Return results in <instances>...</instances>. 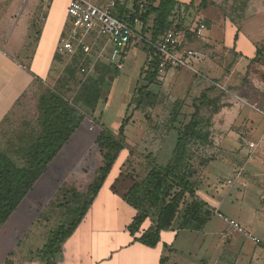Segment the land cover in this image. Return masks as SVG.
Returning <instances> with one entry per match:
<instances>
[{
  "label": "rangeland",
  "instance_id": "1",
  "mask_svg": "<svg viewBox=\"0 0 264 264\" xmlns=\"http://www.w3.org/2000/svg\"><path fill=\"white\" fill-rule=\"evenodd\" d=\"M86 1L100 8L111 3L113 14L119 10L132 12L137 1L147 3V0ZM217 1L216 7L193 17L207 18L202 35L190 45L199 59L196 72L182 70V75L188 77L177 76L170 83L173 73L180 71L168 69L157 84L148 88L157 97L153 108L144 106L135 110L132 102L134 90L145 85L147 52L140 40L143 34L137 35L134 47L128 49L123 68L105 78L95 112L76 106L84 114L83 123L8 222L0 227V264H9L11 259L20 264L19 257L41 260L39 251L50 232L76 218L88 196L87 188L98 173L101 157L94 141L102 129L127 149L118 155L109 179H126L132 186L135 181L145 179L151 165L165 166L171 162L178 136L190 122L193 106L199 103L194 100L202 93L210 103L198 105L195 121L200 136H207L203 141H188L177 165V179L186 180L191 192L182 195L173 228L178 230L184 210L195 202L203 204L202 212L208 210L209 220L200 231H177L176 243L194 244L189 249L194 260L191 264H264V251L247 237L232 233L227 223L216 216L219 211L225 218L237 221L258 243H264V116L259 112L264 106V17L259 12L264 8V0H257L258 9L253 13V8H249L244 16L242 12L248 0ZM181 16L190 22L189 15ZM193 22L189 23L190 27ZM151 24L150 16L146 28ZM68 26H72L71 21ZM141 26L140 21L137 27L140 31ZM96 43L85 46V50L80 47L76 53L55 57L48 79L39 82L0 129V152H6L17 165H22L14 153L18 144H27L38 133L39 96L56 91L72 103L81 85L95 77L98 69L114 68L109 62V50L102 52V42ZM257 50H260L258 55ZM89 58L95 61L92 71L82 73ZM198 59L192 62L195 64ZM128 117L121 137L119 127ZM249 144H254L255 149H249ZM227 181L231 184H225ZM155 218L153 211L143 228L152 226ZM200 243H204L202 250L198 249ZM222 243H238L241 253L219 257ZM180 246L188 248V244ZM201 258L206 262L200 263Z\"/></svg>",
  "mask_w": 264,
  "mask_h": 264
},
{
  "label": "trees",
  "instance_id": "2",
  "mask_svg": "<svg viewBox=\"0 0 264 264\" xmlns=\"http://www.w3.org/2000/svg\"><path fill=\"white\" fill-rule=\"evenodd\" d=\"M192 4L191 2L187 7H191ZM139 5L137 1L133 5L132 12L119 10L116 14L112 13L114 17L127 22L132 23L135 18H138L142 23L140 34H143V37L140 40L144 43L147 52V66L143 76L145 85L138 86L134 90L132 102L135 110L144 106L153 108L156 105V94L148 88L150 85L157 84L160 76L157 71L159 58L154 48L159 38L174 29L182 31L186 38L191 36L177 14L181 7H184L178 2L147 0V4L142 9ZM206 6V0H201L199 7L205 8ZM150 16L152 24L150 28H146V20ZM146 34L148 37L145 36ZM260 50H257V55ZM113 72L116 74L117 70L110 66L98 69L95 77H90L81 85L72 103L56 91H47L39 96L36 119L38 133L27 144L19 143L14 151L15 155L21 159L22 165H17L6 152H0V227L8 222L27 193L46 171L48 165L83 123L84 114L76 106L80 105L81 108L94 113L104 80L109 73ZM194 101H198L200 103L198 105L203 102L210 103L204 93ZM198 105L193 106L194 112L191 120L178 136L171 162L165 166L151 165L145 179L140 182L135 181L123 195L124 202L136 211L126 228L127 233L144 246L153 248L160 242L161 233L171 229L175 223L182 195L191 192L186 180L177 179L179 177L176 170L186 143L193 139L203 141V138L207 136L205 134L201 137L200 130L197 129L199 124L195 119L199 114ZM128 122L129 117L124 119L119 127L118 133L121 137L124 136V129ZM94 144L101 157L98 173L93 183L87 188L88 196L76 218L70 223L59 224L55 230L50 232L47 242L39 251L40 259H43L45 264H52L51 258L58 253L62 243L81 221L123 150L121 141L116 140L104 129L96 136ZM177 187L179 191H175ZM200 205L203 206L202 203L195 202L186 207L178 230L197 232L203 229L209 220V213L208 210L202 212L203 207L201 208ZM153 211H156L155 223L148 228H143L145 221Z\"/></svg>",
  "mask_w": 264,
  "mask_h": 264
},
{
  "label": "crops",
  "instance_id": "3",
  "mask_svg": "<svg viewBox=\"0 0 264 264\" xmlns=\"http://www.w3.org/2000/svg\"><path fill=\"white\" fill-rule=\"evenodd\" d=\"M68 1L0 0V129L4 127L11 113L15 112L18 104L26 96L32 94L39 82L43 83L48 79L55 57L67 52L76 53L80 47L85 50L86 47H92L97 41L102 42L100 49L102 52L107 49L110 53L111 43L95 30L89 32L80 31L75 37L71 36L70 31L73 26H68L71 20L66 17L65 12ZM174 1L186 8L181 7L177 14L191 35L189 38L185 37L183 44L190 48V45L193 44L192 40L198 38L193 35V30L197 24L201 22L205 26L207 25V18L196 19L193 17H197L199 12L203 10L216 7L218 1L206 0L207 6L205 8L199 7L201 0ZM191 2L193 3L192 6L187 7ZM257 6V0H248L242 16L249 8H253L254 13ZM181 12L189 15L190 22L194 21L192 27L189 26L190 22L187 23L182 18ZM259 12L264 17V8L259 9ZM191 15L193 16L191 17ZM192 18L194 20H191ZM65 31H67L66 34ZM60 37L67 38L70 41L72 44L71 51L64 53L56 51ZM134 45L131 47H134ZM198 62L199 59L195 64L193 63L195 69L198 66ZM94 63L95 61L89 58L85 64L86 67H83L81 72L84 70L82 73L86 72L88 74V72L92 71ZM173 70L180 71V73H173L170 83L177 80L175 78L177 76L188 77L182 75V70L190 72L187 68ZM261 115L264 116L263 114ZM125 151L127 149L123 148L121 153H125ZM58 155L52 160L51 164ZM123 180H110L107 176L81 221L72 234L62 243L58 253L51 258L50 262L52 264L194 263L190 262L194 260H191L192 254L189 250L194 247V244L176 243L179 234L177 231L183 230H174L172 227L162 232L160 242L153 248L136 242L128 235L126 228L131 223L136 211L123 200V195L126 193L127 188L131 186L129 180H127L128 182L126 179ZM118 182H122V184ZM116 184L117 186H115ZM126 186L128 187L125 190ZM232 233L238 234L233 230ZM181 244H188V248L180 246ZM203 244L200 243L198 249L202 250ZM255 246L264 251V243H258ZM240 253L241 248L238 243H222L219 257H235V255ZM253 256H255V253ZM199 261L200 263L206 262L205 258H201ZM18 262L20 264H45L42 259L32 260L28 258L27 260L20 257ZM15 263L12 259L9 262V264Z\"/></svg>",
  "mask_w": 264,
  "mask_h": 264
},
{
  "label": "built area",
  "instance_id": "4",
  "mask_svg": "<svg viewBox=\"0 0 264 264\" xmlns=\"http://www.w3.org/2000/svg\"><path fill=\"white\" fill-rule=\"evenodd\" d=\"M146 1L139 5L142 9L146 5ZM111 4L105 8L97 7L86 0H69L66 7V17L71 20L73 29L70 31L71 36L75 37L78 32H89L95 30L100 36L106 37L111 43L109 53V62L119 71L123 68V59L128 49L135 44L140 34L137 29L140 21L135 18L132 23L116 18L110 12ZM204 23H198L193 30L195 37H200L205 30ZM185 35L180 30H170L162 35L154 45L156 49L159 63L157 67L158 73L161 75L168 69L187 68L196 72L193 67V60L196 58V51L183 45ZM72 44L67 38L60 37L56 51L64 53L71 51ZM84 72V70H82ZM264 115V106L260 111ZM91 129V128H90ZM250 149H255L254 144H249ZM225 184H231L227 181ZM216 216L222 219L236 233L247 237L254 244H258L257 238L250 234L237 221L225 218L221 213L216 212Z\"/></svg>",
  "mask_w": 264,
  "mask_h": 264
}]
</instances>
